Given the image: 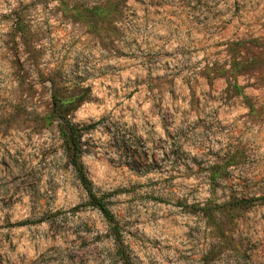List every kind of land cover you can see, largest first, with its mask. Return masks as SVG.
Masks as SVG:
<instances>
[{"label": "rangeland", "instance_id": "rangeland-1", "mask_svg": "<svg viewBox=\"0 0 264 264\" xmlns=\"http://www.w3.org/2000/svg\"><path fill=\"white\" fill-rule=\"evenodd\" d=\"M53 96L131 264H264V0H0V264H122Z\"/></svg>", "mask_w": 264, "mask_h": 264}, {"label": "trees", "instance_id": "trees-1", "mask_svg": "<svg viewBox=\"0 0 264 264\" xmlns=\"http://www.w3.org/2000/svg\"><path fill=\"white\" fill-rule=\"evenodd\" d=\"M53 106H54V110L57 113L56 115L57 118L62 122L60 126L61 128L60 130L65 138V142L67 145V154H68L69 163L72 166L80 185L86 192L88 198L87 204L99 210L100 213L105 218V220L107 221L110 234L114 242L115 253L121 260V263L131 264L125 246L122 242L119 225L115 221V218L111 213V211L108 209L107 202L104 200V197L102 195H98L93 189L91 180L88 178L86 171L84 169V165L81 161L82 147H81L80 138L83 129L80 126L75 125L74 123L68 120L65 113L61 111L59 100L55 96H53ZM65 107L68 108L69 105ZM238 203L243 204L242 201Z\"/></svg>", "mask_w": 264, "mask_h": 264}]
</instances>
